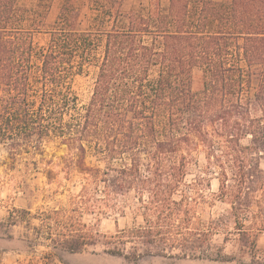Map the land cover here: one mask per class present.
<instances>
[{
	"label": "trees",
	"instance_id": "obj_1",
	"mask_svg": "<svg viewBox=\"0 0 264 264\" xmlns=\"http://www.w3.org/2000/svg\"><path fill=\"white\" fill-rule=\"evenodd\" d=\"M97 1L112 15L122 0ZM45 5L40 0L32 14ZM30 12L18 0H0V146L16 159L59 141L83 175L74 208L10 212V225L24 223L25 249L45 248L30 264L98 244L131 264L145 256L218 260L209 253L213 229L197 219L209 180L186 182L200 149L252 262L264 264V248L245 224L254 213L253 227L264 230V0H170L147 15L128 12L122 26L100 32L77 28L76 0H62L43 47L24 26ZM92 61L93 92L78 107L72 80ZM130 193L143 223L105 235L82 221L83 209H119Z\"/></svg>",
	"mask_w": 264,
	"mask_h": 264
},
{
	"label": "rangeland",
	"instance_id": "obj_2",
	"mask_svg": "<svg viewBox=\"0 0 264 264\" xmlns=\"http://www.w3.org/2000/svg\"><path fill=\"white\" fill-rule=\"evenodd\" d=\"M230 1V0H218ZM40 0H18L20 6L31 10L24 26L35 29L34 42L37 47L47 46L50 40L49 30L54 25L60 11L62 0H45V7L40 14H32L39 8ZM170 0H122L115 3L112 15L104 14L102 3L97 0H76V27L80 30L100 32L110 29L114 22L122 26L127 14L139 11L143 14L155 10L157 6L167 8ZM99 35H97L98 37ZM101 38V37H99ZM95 54L100 57L103 52L104 38L97 40ZM98 68L96 61L85 63L72 80V91L77 96V105L86 104L93 92ZM156 71L151 72L150 80L156 79ZM257 80H253V89ZM203 85L202 72L194 71L193 88L200 90ZM187 169L186 182L192 183L201 177L209 180L206 197L197 209V219L204 228L212 230L213 245L210 255L218 260L177 258L161 256H145L135 264H254L246 245V238L239 232L234 218L231 216V205L219 199V180L206 171V159L203 150L193 153ZM72 160L76 156L65 144L59 141L49 142L42 154L31 155L23 153L16 159L10 157L8 150L0 146V264H30L41 259L43 246L33 251H27L23 241L26 229L24 223L10 225V212L14 208L27 209L32 214L57 208H74L77 206V195L82 187L83 175ZM90 163H96L94 157H89ZM264 167V161L262 162ZM119 209H107L101 212H82V221L88 226L105 235H112L120 229L143 223V218L136 207L138 205L133 193L124 197ZM253 211L258 212L256 204ZM255 214L246 216V227L255 234L258 248H264V230L253 227ZM35 223L39 221L33 219ZM129 246V245H128ZM102 244L87 246L82 252L66 253L63 259H55L53 264H131L121 256L106 254ZM96 250L97 254L93 251Z\"/></svg>",
	"mask_w": 264,
	"mask_h": 264
}]
</instances>
